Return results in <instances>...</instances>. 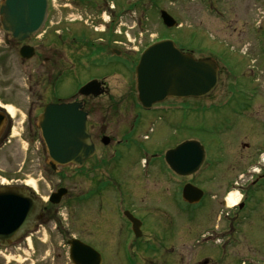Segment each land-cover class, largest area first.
<instances>
[{"label":"flooded vegetation","instance_id":"af4514ba","mask_svg":"<svg viewBox=\"0 0 264 264\" xmlns=\"http://www.w3.org/2000/svg\"><path fill=\"white\" fill-rule=\"evenodd\" d=\"M70 1L76 7L94 8L85 1ZM225 1L199 0V3L216 13L218 6ZM3 2L0 0V74L18 66L19 71H23V81L29 96L12 98L1 95L0 91V189L25 191L29 199L26 215L29 229L10 246L0 245V264L20 261L21 264H98L100 259L101 264H113L115 260L116 264H225L231 259H227L226 249H230L231 253L235 250L242 253L233 258V263L238 264L249 257L243 254L245 249L251 250L254 245L264 244V232L254 227L255 223H261V216L257 213L264 207V172L254 175L256 162L250 164L248 174L226 186V191L237 189V194L242 198L236 208L229 210L226 207L228 210L225 211L221 207L224 205L223 188L218 185L221 180L220 164L223 163L219 151L213 153L204 145L205 161L202 167L197 173L188 174L187 169L190 167L185 161L189 158L188 154H174L170 163L166 154L192 140V137L177 142L170 140L167 135L169 144L160 152L154 143L138 145L139 136L135 138V134L149 121L139 112L141 109L135 97L116 98L108 90L100 97H80L79 87L72 92L68 90L64 95L63 90L71 85L70 75L79 62L77 40L87 32L82 29L79 33L74 32L63 26L62 20L55 22L49 16L41 33L19 42L3 28ZM145 4L151 8L158 7L156 0H136L128 6L122 3L121 8L115 4L110 6L109 2L103 5H109V23L116 24L121 23L123 17L138 13ZM240 20L229 19L228 23L236 25ZM24 48L31 50H26L23 57ZM30 51L32 58L26 59ZM185 51L193 55L196 52L193 49ZM198 51L201 55L205 52L202 49ZM68 53L74 58L70 68L65 64V59L69 58ZM115 53L116 50L113 51L114 57H122L121 52L118 55ZM65 77L68 80L66 86ZM103 87L106 88L104 84ZM71 103L80 105L86 113L88 132L96 153L83 166L51 168L39 128V117L49 105ZM124 103L139 112L129 116L125 127L123 121L117 124L116 120L120 114L119 108ZM98 104L104 105L106 110L97 112ZM123 113L127 114L126 110ZM111 118L120 126L113 130L114 133L103 127V122ZM127 144L128 147L136 148V154L123 148ZM23 150L26 151L24 160L21 156ZM146 159L147 163L143 164ZM127 163L136 164L142 179L158 181L151 196L150 211L144 210L141 200L129 193L130 189L136 191L133 182L134 186L124 194L121 188L119 193L114 191L120 180L135 181L137 178L123 172ZM172 163L182 171L177 170ZM83 180L87 187H83ZM189 185L203 191V198L197 205L189 204L184 198L185 188ZM207 185H210V189ZM61 190H66V195L58 198ZM57 200L58 203H55ZM88 211L89 215L82 217ZM130 215L141 223L140 238H136L133 233ZM111 219L116 221L120 230L116 240H112L103 226V223ZM202 219H205V224L198 230L197 226ZM71 221L72 228L69 225ZM149 221L152 222L150 229ZM80 228L89 231V234L86 236L79 231L75 233L74 230ZM50 232L57 233L56 240H48ZM191 237L190 243H194L187 245L186 239ZM81 244L84 246L81 247ZM114 244L112 256L111 248ZM73 245L74 248L80 247L74 252V259L71 253ZM192 247L201 248V258L193 261L191 256L185 255L191 253Z\"/></svg>","mask_w":264,"mask_h":264},{"label":"rangeland","instance_id":"374dc122","mask_svg":"<svg viewBox=\"0 0 264 264\" xmlns=\"http://www.w3.org/2000/svg\"><path fill=\"white\" fill-rule=\"evenodd\" d=\"M107 1H110V6L120 5L117 6L119 8L123 7L121 5L125 2L124 0ZM49 2L50 16L55 19V22L62 20L63 26L74 32L79 33L81 29L87 32V40L82 39L83 41L78 42L80 61L70 75L71 85L63 90L64 95L68 93V90L72 92L90 79L106 78L104 81L106 90L110 91L114 97H135V75L129 68L131 62L134 61L133 64H137L140 54L148 46L163 38L174 40L179 48L208 51L203 55L196 53L199 57H212L218 60L222 70L221 81L217 90L209 98L171 100V103L166 105L170 110L165 112L145 114L146 112L143 111L142 115L149 122L141 126L135 138L139 136L137 140L139 146L154 143L159 152L167 148L168 138L178 142L187 137H194L213 153L218 151L216 146L221 144L224 149L220 150L218 155L222 157L223 163L220 164L221 180L218 185L223 188L224 205L221 207L225 211L228 210L227 197L235 193L237 189L226 191V186L231 181L235 182L237 178L248 174L251 163L264 160V0H227L218 6L216 13L209 7L205 8L199 0H161L158 8L155 6L151 8L149 4H146L143 14L135 13L132 16L123 17L121 23L116 24H108L109 5L85 8L84 6L76 7L70 0H49ZM161 10L176 19L180 25L179 28L166 29L160 19ZM218 11L221 13L223 11L224 14ZM237 18L244 21L240 20L236 25L228 23L229 19L236 21ZM257 37L263 41L258 40ZM114 50L121 52L122 57H112ZM68 55L69 58L65 59V64L70 68L74 58L69 53ZM76 56L77 54L74 57ZM69 73L70 71L67 74ZM66 77L64 86L68 81ZM23 79V71H19L18 66L11 68L7 73H1V95L12 98L28 97ZM98 107L97 112L106 110L102 104H98ZM132 109L133 106L124 103L119 108L117 124L123 121V127H125L133 112L139 114L137 109L135 111ZM125 110L127 114L123 113ZM103 124L110 133H114L113 130L120 127L112 118L107 119ZM123 148L133 154L137 152L134 146L128 147V144ZM25 155L26 151L23 150L22 160ZM147 161L148 159L143 164ZM135 165L127 163L123 169V172L130 177L137 176L135 181L122 179L114 191L119 193L118 190L121 188L124 194L135 185L136 191L130 189L129 193L135 194V198L141 200L144 210L150 211L151 196L158 181L152 178L142 179L140 169L138 170ZM87 186L84 181L83 187ZM207 187L210 189V185ZM229 210L232 209L229 208ZM257 214L261 216L257 218L262 221L259 225L255 223L254 227L264 232V207L260 208ZM88 215L89 211L84 212L82 217ZM112 219L103 223V226L110 233L112 240H116L120 230L115 219ZM151 223L148 222L149 229L152 227ZM204 224L205 219H202L197 226L198 230ZM69 225L71 227L72 221ZM74 231L75 233L79 231L86 236L89 234V231L81 228ZM56 235L57 233L50 232L48 240H56ZM192 237L186 239L187 245H193L194 242L190 243ZM181 244L183 245L182 240ZM114 247L115 244L111 248L112 256H114ZM178 251L182 252L179 249ZM236 251L231 253L230 249H226L227 259H231L225 264H234V256L242 254ZM243 254L249 257L239 261L238 264H264V244L254 245L251 250L245 249ZM185 255L191 256L194 261L201 258L203 253L201 248L192 247L191 253H185ZM12 263L15 262L12 261ZM112 263L116 264L117 261ZM15 264H21V261Z\"/></svg>","mask_w":264,"mask_h":264},{"label":"water","instance_id":"95a60500","mask_svg":"<svg viewBox=\"0 0 264 264\" xmlns=\"http://www.w3.org/2000/svg\"><path fill=\"white\" fill-rule=\"evenodd\" d=\"M47 14V0H4L1 7L3 28L18 41H25L40 31ZM161 17L167 28L177 26L166 12H162ZM136 78L138 99L145 110H151L155 104L168 98H208L220 81L219 67L215 61L195 60L192 55L182 53L173 41H162L149 47L136 67ZM80 94L98 97L101 95V85L96 81L90 82L80 90ZM40 129L51 159L60 164L82 165L85 159L94 155L86 116L79 111L77 104L48 106L40 117ZM184 152L189 155L188 160L185 159L190 167L187 173H196L204 162L203 148L198 142L189 141L170 151L167 154L168 162H171L172 155ZM174 166L182 171L179 166ZM18 193L24 191L0 190V243L10 237H18L29 223L26 218L28 208L25 206L29 199L25 194L17 196ZM202 195L201 190L192 186L184 191L185 199L192 204L199 202ZM134 232L138 237L139 226L136 224ZM79 248L73 247V251Z\"/></svg>","mask_w":264,"mask_h":264},{"label":"bare ground","instance_id":"6f19581e","mask_svg":"<svg viewBox=\"0 0 264 264\" xmlns=\"http://www.w3.org/2000/svg\"><path fill=\"white\" fill-rule=\"evenodd\" d=\"M240 196L237 193H231L227 197V205L230 208H235L240 202Z\"/></svg>","mask_w":264,"mask_h":264}]
</instances>
